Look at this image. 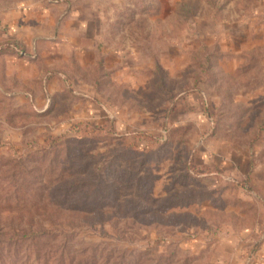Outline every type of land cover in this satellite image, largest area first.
I'll list each match as a JSON object with an SVG mask.
<instances>
[{"label": "rangeland", "instance_id": "rangeland-1", "mask_svg": "<svg viewBox=\"0 0 264 264\" xmlns=\"http://www.w3.org/2000/svg\"><path fill=\"white\" fill-rule=\"evenodd\" d=\"M2 202L79 226L0 264H264V0H0Z\"/></svg>", "mask_w": 264, "mask_h": 264}, {"label": "trees", "instance_id": "trees-1", "mask_svg": "<svg viewBox=\"0 0 264 264\" xmlns=\"http://www.w3.org/2000/svg\"><path fill=\"white\" fill-rule=\"evenodd\" d=\"M81 184L83 186H88V182L81 181ZM91 194H95V191H90ZM104 195V194H103ZM55 204H33V205H19V204H8V203H0V214L2 213H9L12 214L13 212L20 215L21 213H30V210H34L38 212V214H46L47 211H52L57 209L55 207ZM29 220L26 223V227H24V221L19 217L18 221L15 224L4 222L2 223L0 219V261H2V250H4L5 244L6 245H19L24 244L26 242L34 241L37 236H46L48 233H55L56 235H63L62 227L67 226L69 229L73 230L74 228L78 227V223L76 222H70L64 223L62 220L57 219H45L46 224H50L53 226V229H45V224H38L36 220H30L31 218H28ZM66 234V232H64ZM39 247V246H38ZM33 253L35 254L34 260L38 261V264H47L45 259H41V255L37 250H34ZM70 259L69 264H74V260H72V257H68ZM60 263L63 262L62 258H59L58 260ZM88 259L84 258L82 262H79V264H88ZM90 264H96L95 262H90Z\"/></svg>", "mask_w": 264, "mask_h": 264}, {"label": "crops", "instance_id": "crops-1", "mask_svg": "<svg viewBox=\"0 0 264 264\" xmlns=\"http://www.w3.org/2000/svg\"><path fill=\"white\" fill-rule=\"evenodd\" d=\"M28 11L26 10V9H19V10H17V14H21V15H23V14H26Z\"/></svg>", "mask_w": 264, "mask_h": 264}]
</instances>
